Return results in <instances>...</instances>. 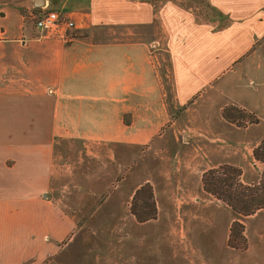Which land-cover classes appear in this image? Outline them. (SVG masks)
<instances>
[{
    "label": "crops",
    "instance_id": "1",
    "mask_svg": "<svg viewBox=\"0 0 264 264\" xmlns=\"http://www.w3.org/2000/svg\"><path fill=\"white\" fill-rule=\"evenodd\" d=\"M182 1L0 0V264L241 252L228 244L235 215L201 179L221 164L262 178L264 0H205L211 20ZM40 8L73 28L36 27ZM229 105L257 121H227ZM145 183L156 215L139 222L130 204ZM241 222L244 251L264 250V207Z\"/></svg>",
    "mask_w": 264,
    "mask_h": 264
},
{
    "label": "trees",
    "instance_id": "2",
    "mask_svg": "<svg viewBox=\"0 0 264 264\" xmlns=\"http://www.w3.org/2000/svg\"><path fill=\"white\" fill-rule=\"evenodd\" d=\"M193 1L198 2V4L202 6L207 18L210 20L213 18L214 15H212V11L215 10L207 1ZM37 8L38 7H35V9ZM222 115L227 121L236 125H241L239 119H245L249 114L239 107L229 105L222 109ZM249 117H252L249 120V123L257 121L254 116L249 115ZM252 156L256 161L264 164V138L253 148ZM240 174V169L235 166L221 165L217 168L205 171L201 180L205 191L225 202L231 207L235 215L244 217L253 214L256 210L264 207V171L260 181L257 184L250 185L242 183L240 180ZM130 211L139 222L155 217V202L152 187L149 183L143 184L136 190L131 200ZM235 226L242 229V224L235 220L230 229L229 244L230 238L233 237V235L236 236L234 232ZM241 232L242 230L238 235L243 237Z\"/></svg>",
    "mask_w": 264,
    "mask_h": 264
},
{
    "label": "rangeland",
    "instance_id": "3",
    "mask_svg": "<svg viewBox=\"0 0 264 264\" xmlns=\"http://www.w3.org/2000/svg\"><path fill=\"white\" fill-rule=\"evenodd\" d=\"M193 1V0H192ZM189 2H191V0H189ZM195 2V4L198 5V2L196 1H193ZM182 4H187L188 2L185 0L181 2ZM194 5V4H193ZM183 110V108H180L179 109V112H181ZM247 113V112H246ZM249 115H252L253 114H250V113H247ZM246 116L245 119H239V123L241 125H237V126H240V127H245L249 124H252V123H249V120L252 118V117H249ZM254 123V122H253ZM236 125V124H235ZM145 153V150L144 152ZM221 165H228V164H221ZM220 165V166H221ZM91 166V165H90ZM233 166V165H232ZM94 169H95V166H93ZM219 167V166H218ZM236 167V166H235ZM217 168V167H216ZM238 168V167H237ZM126 171V169L122 170V172L124 173ZM203 175V174H202ZM262 176V175H261ZM202 181V180H201ZM256 184V183H255ZM118 185V180H115L114 183H113V186H117ZM260 195V193H259ZM215 197V196H214ZM154 198V197H153ZM220 200V199H219ZM222 201V200H221ZM139 202V200H138ZM140 203V202H139ZM225 203V202H224ZM226 204V203H225ZM131 205V204H130ZM227 205V204H226ZM230 207V206H229ZM231 208V207H230ZM232 210V209H231ZM232 213H233V210H232ZM234 214V213H233ZM235 215V214H234ZM236 217V220L238 222H240V224H242V229H240L238 226H235L234 227V232L236 234L233 235V237L230 238V244L231 246H234V247H237V248H240L241 252L238 254L236 252H232V251H229L228 249L224 248L219 242H217V244L213 245L214 248L216 249V251L219 253V252H222V264H264V250H258V248L256 247H253V249H251V251H244V249L248 246V243H247V238L245 237L244 233H243V230H244V225L243 223L241 222L242 219L244 217H241V216H237L235 215ZM233 224V223H232ZM231 224V226H232ZM231 229V227H230ZM241 232L242 236L243 237H240V235H238V233ZM229 236H230V231H229Z\"/></svg>",
    "mask_w": 264,
    "mask_h": 264
},
{
    "label": "built area",
    "instance_id": "4",
    "mask_svg": "<svg viewBox=\"0 0 264 264\" xmlns=\"http://www.w3.org/2000/svg\"><path fill=\"white\" fill-rule=\"evenodd\" d=\"M36 27L43 29L49 33H53L57 28L63 26L67 29L73 28V22L67 20L59 12L40 8L35 15Z\"/></svg>",
    "mask_w": 264,
    "mask_h": 264
},
{
    "label": "water",
    "instance_id": "5",
    "mask_svg": "<svg viewBox=\"0 0 264 264\" xmlns=\"http://www.w3.org/2000/svg\"><path fill=\"white\" fill-rule=\"evenodd\" d=\"M44 1L45 0H35V6L36 7L42 6L44 4Z\"/></svg>",
    "mask_w": 264,
    "mask_h": 264
}]
</instances>
